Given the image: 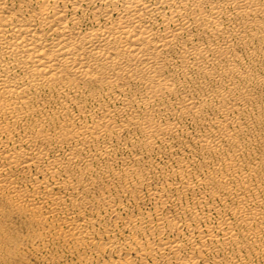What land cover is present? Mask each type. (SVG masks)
<instances>
[{"label":"bare ground","instance_id":"1","mask_svg":"<svg viewBox=\"0 0 264 264\" xmlns=\"http://www.w3.org/2000/svg\"><path fill=\"white\" fill-rule=\"evenodd\" d=\"M230 10L236 20L225 27L221 19ZM198 33L218 39L196 44ZM176 48L180 51L171 56ZM238 50L250 60L264 55V0H0V198L42 226L43 239L83 253L77 264H202L213 249L224 250L226 259L215 264H240L244 258L228 257L243 251L231 214L249 222L253 213L226 203L218 209L219 230L208 226L199 232L189 219L193 215L199 222L205 213L181 207L173 216L163 215L166 203L182 202L179 195L163 198L172 189L213 186L210 194L218 196L219 185L227 198V178L194 179L187 171L190 159H180L171 172L181 181L153 193L161 203L158 218L131 216L126 225L132 234L123 239L90 226L91 217L69 207L76 195L68 193L86 187L83 176L94 175L116 179L107 188L138 189L144 166L133 156L117 163L112 142L123 141L121 133L135 127L145 135L141 145L152 151L159 140L177 134L180 119L201 113L178 74L190 79L196 70L235 83L234 77L252 72L239 65ZM227 123L213 121L222 131ZM196 143L205 153L221 150L218 134L199 135ZM232 165L224 166L233 172ZM149 166L157 168L151 160ZM159 172L166 174L164 168ZM62 173L67 177L60 178ZM206 198L196 196L197 203ZM183 228L191 230L187 237L165 233ZM148 234L152 239L141 241ZM7 236L0 229V244ZM122 250L127 255L101 261L106 252Z\"/></svg>","mask_w":264,"mask_h":264},{"label":"rangeland","instance_id":"2","mask_svg":"<svg viewBox=\"0 0 264 264\" xmlns=\"http://www.w3.org/2000/svg\"><path fill=\"white\" fill-rule=\"evenodd\" d=\"M202 6L208 8L207 3ZM235 18V13L230 10L229 14L222 17L221 23L225 27H230L229 24L233 23ZM197 30L198 28L195 27L193 32ZM188 35L189 32L183 33V37ZM194 39L196 44H208L218 38L215 35L206 36L198 33ZM191 45L189 42V46ZM179 51L180 49L176 48L170 51V54L175 56ZM238 52L242 54L238 61L239 65L251 68L252 72L234 77L235 83L218 76L209 79L204 77L201 71L196 70L190 71V79L184 78L183 73L178 74V81L185 84L183 90L200 103L201 113L196 119L193 115L180 119L182 130L177 134L169 135L164 141L159 140L152 151L141 145L145 135L135 127L121 133L120 137L123 141L112 142L116 150L117 163L121 164L124 158L133 156L145 167L140 171L144 178L138 189L134 187L128 190L120 186L107 188L106 185L115 183L116 179L113 181V178L106 177L98 180L95 175L83 176L81 180L83 184L87 183L86 187L78 185L75 191L69 189L68 193L73 192L76 195L75 203L70 204L69 207L83 211L91 217L90 226L99 228L101 232L109 229L115 231L120 239L129 237L132 233L126 221L131 216L137 215H147L150 220H156L158 218L156 211L161 203L156 201V195L153 193L181 181V175L173 174L174 169L180 159H190L191 166L187 171H191L189 175H193L194 179L203 174L217 177L223 175L227 178V198H223L224 194L219 185L215 188L218 196H211L210 191L213 190V186L172 189L163 198L173 200L179 195L182 202L179 201L175 207L170 202L166 203L163 207V215L173 216L175 209L181 207L187 211L192 208L193 211L208 215L207 218L195 222L191 214L189 221L197 232L207 229L208 226L217 231L219 208L224 207L226 203L230 204V209L235 205L242 207L245 213H253L254 217L249 218L247 222L241 215L231 214L232 227L242 239L243 251H233L228 257L244 258L240 264H264V55L250 60L244 52L241 50ZM221 64L224 65V62L218 65ZM224 92H227V98L220 95ZM218 117L228 121L223 131L214 128L213 121ZM208 133L219 135L220 151L207 153L201 151L196 139L199 135ZM132 135L136 141H125ZM117 147L128 148L119 151ZM150 160L157 168L149 166L150 170L147 169ZM226 162L233 163L231 167L233 172L225 168ZM163 168L165 175L159 172ZM59 176L67 177L65 173ZM57 190L64 193L62 189L57 188ZM204 193L207 197L206 201L203 204L197 203L196 196ZM0 229L8 235L3 239V244H0L2 256L0 264H77V259L84 255L81 252L70 253L69 248L51 238L43 239L39 234L42 226L22 216L15 207L9 206L1 198ZM190 232L191 230L183 228L182 230L166 229L165 233L173 238L187 237ZM218 235V238L222 239L221 231ZM149 236L152 239L151 234L141 235V241L147 242ZM127 253V250L118 253L106 252L101 261L123 257ZM134 254V250L130 251V255ZM224 256V250L213 249L208 252L207 259L202 264H215V259L225 261ZM151 263L149 260L147 264ZM160 264H171V262L162 260Z\"/></svg>","mask_w":264,"mask_h":264}]
</instances>
